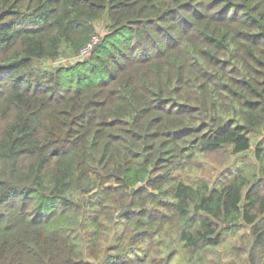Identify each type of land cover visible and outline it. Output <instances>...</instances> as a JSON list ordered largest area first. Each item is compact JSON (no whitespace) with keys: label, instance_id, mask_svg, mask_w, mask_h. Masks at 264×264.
<instances>
[{"label":"trees","instance_id":"obj_1","mask_svg":"<svg viewBox=\"0 0 264 264\" xmlns=\"http://www.w3.org/2000/svg\"><path fill=\"white\" fill-rule=\"evenodd\" d=\"M262 132L264 0H0V264H264Z\"/></svg>","mask_w":264,"mask_h":264},{"label":"rangeland","instance_id":"obj_2","mask_svg":"<svg viewBox=\"0 0 264 264\" xmlns=\"http://www.w3.org/2000/svg\"><path fill=\"white\" fill-rule=\"evenodd\" d=\"M98 30H99L98 31L99 34H103V30L101 26L98 27ZM61 64H64V62H61ZM44 66L53 67L52 63H45ZM263 136H264V132H262L256 138H254L253 142L255 143L257 140H263L262 138ZM245 157L252 158L253 157L252 152L248 153L247 155H239L236 157H229L228 154L225 153L205 155L204 158H202L201 160V162L203 163L204 171L195 172V174L205 175L209 179L217 178L218 175L222 174L223 171L227 170V168H229L230 166L233 167L235 163L240 162ZM246 232H248V230H244L240 234L233 236L229 244H236L237 241L239 240L238 237L243 233L245 234ZM218 252H222L221 249Z\"/></svg>","mask_w":264,"mask_h":264},{"label":"built area","instance_id":"obj_3","mask_svg":"<svg viewBox=\"0 0 264 264\" xmlns=\"http://www.w3.org/2000/svg\"><path fill=\"white\" fill-rule=\"evenodd\" d=\"M97 42H98V38L93 37L91 41L81 50L80 56L83 57L87 55L92 50V48L97 44Z\"/></svg>","mask_w":264,"mask_h":264},{"label":"water","instance_id":"obj_4","mask_svg":"<svg viewBox=\"0 0 264 264\" xmlns=\"http://www.w3.org/2000/svg\"><path fill=\"white\" fill-rule=\"evenodd\" d=\"M125 213H126V210L119 212V213L116 215V219H118L120 216H122V215L125 214Z\"/></svg>","mask_w":264,"mask_h":264}]
</instances>
